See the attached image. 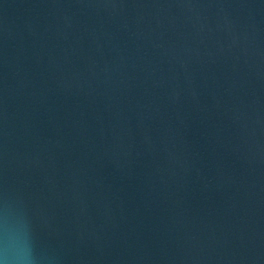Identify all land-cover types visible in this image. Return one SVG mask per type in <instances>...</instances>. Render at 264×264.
<instances>
[{
  "label": "water",
  "instance_id": "obj_1",
  "mask_svg": "<svg viewBox=\"0 0 264 264\" xmlns=\"http://www.w3.org/2000/svg\"><path fill=\"white\" fill-rule=\"evenodd\" d=\"M0 264H264V0H0Z\"/></svg>",
  "mask_w": 264,
  "mask_h": 264
}]
</instances>
